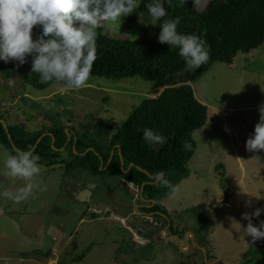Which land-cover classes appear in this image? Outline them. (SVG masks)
<instances>
[{"label":"rangeland","instance_id":"1","mask_svg":"<svg viewBox=\"0 0 264 264\" xmlns=\"http://www.w3.org/2000/svg\"><path fill=\"white\" fill-rule=\"evenodd\" d=\"M195 2L205 10L210 0ZM143 30L149 36L154 28L145 25ZM107 32L129 37L112 28ZM192 87L196 98L208 107V121L193 134L197 150L189 165L180 173L165 172L169 182L181 176L180 184L174 195L168 190L160 194L158 204L168 213L176 233L190 231L196 246L206 248L208 264H264V239L247 236L248 221L241 219L244 212L264 208V151L248 152L245 146L264 103V45L237 55L232 65L214 64ZM152 89L153 83L140 77H89L80 89L65 92L58 82L38 91L24 86L17 73L6 72L0 74V121L31 133L65 128L70 139L76 133L88 143L98 140L106 145ZM69 145L55 153L57 161L69 162ZM7 153L0 146V192L15 193L24 182L6 174ZM40 166L33 179L39 187L26 200L17 203L0 197V264H58L89 247L82 262L71 264H206L204 252L196 246L181 252L163 236L155 246L133 241L137 246H130L129 222L114 204L96 207L77 202L64 186L62 167ZM82 175L110 194L113 187L122 185L119 178ZM247 201L250 207L245 206ZM82 218L85 222L79 223ZM261 220L264 214L252 222L258 225ZM141 229L147 234L145 226ZM38 252L42 257L32 254Z\"/></svg>","mask_w":264,"mask_h":264},{"label":"trees","instance_id":"2","mask_svg":"<svg viewBox=\"0 0 264 264\" xmlns=\"http://www.w3.org/2000/svg\"><path fill=\"white\" fill-rule=\"evenodd\" d=\"M195 1L171 0L170 4L165 3L168 16L162 18L179 17L178 32L201 36L206 41L210 58L194 72L186 70L183 59L178 55V49L158 42L162 20L153 25L145 7L151 0H138L137 9L122 18L120 26L112 28L128 33L127 39L112 36L107 32L109 28L106 25L97 28L96 59L90 77L112 80L140 77L153 83L150 96L121 124L118 132L106 145L98 140L88 143L84 137L73 133L69 144L77 137L75 148L78 153H85L89 147L94 148V151L76 155L71 162L57 161L55 153L60 152L68 142L65 128L31 133L23 126H7L13 146L0 124V146L8 152L16 148L31 150L40 157L41 165L51 169L62 167L63 181L71 179L76 173H87L94 178L123 176L141 187L144 182L150 181V176H156L159 172L183 171L197 150L193 134L206 126L208 121V107L196 98L192 85L214 64L232 65L237 55L248 54L264 45V0H210L205 10H200ZM140 17H143V22ZM145 25L154 28L149 36L143 30ZM6 72L17 73L24 86L38 91H44L58 83L53 81L41 84L39 74L31 72V57L22 66H17V62L5 64L0 61V74ZM144 128H150L167 137L166 143L163 146L150 147L142 139L141 130ZM40 138L42 139L34 150ZM184 143L189 144L190 148L185 149ZM116 146L123 158L138 168L127 174L123 173L117 153L119 150H115L113 157L111 155ZM101 160L104 161L103 165ZM180 178L181 176L175 177L169 182L175 186L176 191ZM163 187L165 185L162 183L156 186L146 184L143 189L152 193ZM132 245L136 244L132 242ZM75 246H78L76 241L74 248ZM90 251L91 247L86 248L82 254L70 260L61 259L58 264L80 263ZM32 254L37 258L42 257L39 252Z\"/></svg>","mask_w":264,"mask_h":264},{"label":"clouds","instance_id":"3","mask_svg":"<svg viewBox=\"0 0 264 264\" xmlns=\"http://www.w3.org/2000/svg\"><path fill=\"white\" fill-rule=\"evenodd\" d=\"M165 3L170 4L171 0H151L145 5L153 25L168 16ZM137 7L138 0H0V61L22 66L31 57V72L39 74L41 84L60 82L65 92L80 89L92 72L101 22L108 28L120 26L122 18ZM179 23V17L163 19L158 42L178 49L186 70L194 72L209 60L210 53L201 36L178 32ZM258 111L259 120L246 140L248 152L264 151V103ZM141 131L142 139L150 147L163 146L167 141V137L150 128ZM183 147L188 149L190 145L184 143ZM39 160L31 150L16 148L7 153L3 160L6 174L19 178L24 186L15 193L0 192V197L17 203L26 200L39 187L33 183L41 171ZM162 177L163 172L157 173L156 179L170 187V194L174 195L175 186ZM245 206L250 207L251 202L247 201ZM262 214L264 208L257 207L241 215L242 220L248 221L244 232L253 240L264 239V220L258 225L252 222Z\"/></svg>","mask_w":264,"mask_h":264},{"label":"flooded vegetation","instance_id":"4","mask_svg":"<svg viewBox=\"0 0 264 264\" xmlns=\"http://www.w3.org/2000/svg\"><path fill=\"white\" fill-rule=\"evenodd\" d=\"M76 143L75 140L70 145L67 142L71 150L69 162L73 161L74 156L76 155H85L87 152L92 150L94 151V148L89 147L85 153H78L75 148ZM117 147L118 146L113 148L111 152L112 157L115 154V150H119ZM117 153L120 156V167L123 173L127 174L132 169L138 168V166H136L134 163L123 158L120 150ZM102 161L103 160H101V163ZM82 174L83 173H76L71 179L65 180L66 185H64L67 187L66 189H68L71 197L76 199L77 202L79 201L81 203H87L90 206L96 207L101 206L102 203L111 205L114 204L115 206H113L124 214L122 215L125 216V221L129 222V225L126 227L127 233L130 229L136 233H141V226L143 225L147 228V234H145L147 236V242L145 243L146 245L148 244L151 246L153 244V246H155L163 236V240L173 242V244H175L176 248L178 249V243L175 237L178 236L181 240H183L185 235L176 233L174 228H171L173 225L171 222L169 223L170 219L168 213L160 204H158V197H160V194L165 192V190H168V186L155 189L152 193H147L143 189L146 184L149 186H156L159 184L160 181L156 179V176H150V181L144 182L141 187H138L131 180L123 176H111L121 179L122 185L118 186L117 188L113 187L115 189V191H113L114 194H110L107 192V188H101L99 183H95L92 180L87 179L88 177ZM164 178L165 172L162 179ZM174 178L175 177H173L172 181ZM65 181H63L64 184ZM109 201H112V203ZM107 216H112V214L107 213ZM189 237L190 236H188V239L190 240Z\"/></svg>","mask_w":264,"mask_h":264},{"label":"water","instance_id":"5","mask_svg":"<svg viewBox=\"0 0 264 264\" xmlns=\"http://www.w3.org/2000/svg\"><path fill=\"white\" fill-rule=\"evenodd\" d=\"M0 124L3 125L5 131H6L7 135H8L9 140H11V142H12V144H13V146H14V143H13V141H12V137H11V135L9 134V130H8L7 126L4 124L3 121H0ZM41 139H42V138H40V139L37 141L36 145L34 146V150L37 148V146H38V144L40 143ZM69 141H70V137L68 138V143H69ZM76 141H77V139L75 138V143H76ZM67 146H68V144H66L65 147H67ZM15 148H16V147H15ZM65 149H66V148H65ZM65 149H64V150H65ZM62 150H63V149H62ZM62 150H59V151H62ZM64 150H63V151H64ZM111 159H112V157L110 158L108 164H110ZM102 165H103V161H102ZM140 170H141V169H140ZM163 173H164V172H163ZM169 223H170V221H169ZM170 226H171V225H170ZM188 236L191 237L190 240L188 239ZM170 239H171V238H170ZM175 239H176V241H177V243H178V248H179V250H180L181 252H187V250H189L192 246H196V244H195V239H194V236L192 235V233H187V234L184 236V239H183V240H181L178 236H176ZM133 242H135L136 244H140V245H144V244L146 243L145 240H144L143 238L139 237V236L134 237V238H133ZM184 244H185L187 250H184V248H183V245H184ZM196 247H197L200 251L204 252L205 263L208 264V263H207V260H206V257H207V255H206V248H205V247H199V246H196Z\"/></svg>","mask_w":264,"mask_h":264},{"label":"crops","instance_id":"6","mask_svg":"<svg viewBox=\"0 0 264 264\" xmlns=\"http://www.w3.org/2000/svg\"><path fill=\"white\" fill-rule=\"evenodd\" d=\"M4 155V154H3ZM69 155H70V153H69ZM69 155H66V157H68V159H69ZM167 189H168V191H170V187H167ZM95 218L97 217V215L95 214V213H93L92 214ZM91 215V216H92ZM123 220V219H122ZM80 222H85V219L84 218H82L80 221H79V223ZM190 231H188V233H189ZM142 233V234H141ZM141 233H136L135 231H131V229L130 230H128V234L130 235H128V237H130V239H129V241H130V246H131V242L133 241V238L134 237H136V236H139V237H141V238H143V239H146V238H144V236H142V235H145L146 233L145 232H143V231H141ZM146 242H147V240H146ZM138 245H140V244H138ZM183 248L184 249H186V246L185 245H183ZM51 252H52V250H50Z\"/></svg>","mask_w":264,"mask_h":264},{"label":"built area","instance_id":"7","mask_svg":"<svg viewBox=\"0 0 264 264\" xmlns=\"http://www.w3.org/2000/svg\"><path fill=\"white\" fill-rule=\"evenodd\" d=\"M224 116H225V114L224 113H222ZM222 114H221V116H222Z\"/></svg>","mask_w":264,"mask_h":264}]
</instances>
